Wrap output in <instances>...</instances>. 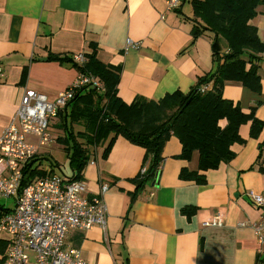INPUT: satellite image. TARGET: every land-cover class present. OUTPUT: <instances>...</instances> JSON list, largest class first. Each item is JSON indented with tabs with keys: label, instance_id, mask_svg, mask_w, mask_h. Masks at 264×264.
<instances>
[{
	"label": "crops",
	"instance_id": "obj_1",
	"mask_svg": "<svg viewBox=\"0 0 264 264\" xmlns=\"http://www.w3.org/2000/svg\"><path fill=\"white\" fill-rule=\"evenodd\" d=\"M249 23L264 42V4ZM201 25L191 0H183L178 10H168L165 0H0V132L26 88L55 100L71 85L78 75L72 56L79 52L120 69L117 95L127 104L188 92L217 65L213 34ZM128 39L137 47L126 49ZM218 43L223 52L226 43L221 38ZM255 62L258 91L235 80L222 88L224 98L259 122L241 123L228 161L202 170L198 152L182 156L181 142L171 135L156 176L138 185L143 147L121 134L107 152V142L91 146L81 179L89 194L108 185L107 227L71 228L65 246L79 250L89 264H264V246L249 227L264 213L245 194L264 192V61ZM62 108L71 112L70 105ZM49 130L53 141L39 149L32 167L71 177L76 171L61 141L67 133L60 116L51 119ZM26 141L36 144L38 138L27 135ZM0 200V216L15 206L14 197ZM216 216L221 226L205 224ZM7 246L3 235L0 264ZM28 264H36L33 254Z\"/></svg>",
	"mask_w": 264,
	"mask_h": 264
},
{
	"label": "trees",
	"instance_id": "obj_2",
	"mask_svg": "<svg viewBox=\"0 0 264 264\" xmlns=\"http://www.w3.org/2000/svg\"><path fill=\"white\" fill-rule=\"evenodd\" d=\"M191 2L201 27L213 34L212 55L217 65L214 71L200 76L188 92L176 90L158 101L138 98L127 104L117 95L118 67L103 64L87 53L83 64L74 63L78 72L95 78L100 86L77 89L64 106L70 105L71 112H63V108L57 112L67 133L61 141L69 152V165L76 171L72 178L81 179L91 146L107 142L104 149L107 152L118 134L145 149L146 172L139 173L136 179L140 185L159 171L163 145L169 136L174 135L181 142L182 156L187 158L196 150L199 168L206 170L232 157L231 145L240 140L241 123L252 119L253 126L258 125L252 113H244L238 104L223 97L222 88L228 80L239 81L253 91L260 88L255 61H262L261 54L257 57L256 53L264 52V42L249 21L264 0ZM220 38L226 43L223 52L219 51ZM244 52H250L249 60L242 58ZM248 62L251 64L246 68ZM207 83L209 88L200 93V86ZM72 123L82 129L74 131ZM35 156L25 164L23 184L35 180L37 175L45 176L32 167Z\"/></svg>",
	"mask_w": 264,
	"mask_h": 264
},
{
	"label": "built area",
	"instance_id": "obj_3",
	"mask_svg": "<svg viewBox=\"0 0 264 264\" xmlns=\"http://www.w3.org/2000/svg\"><path fill=\"white\" fill-rule=\"evenodd\" d=\"M165 1L168 10H178L183 0ZM137 45L128 39L125 48ZM72 59L81 65L85 54L75 53ZM261 59L264 61V52ZM0 76H3L1 69ZM86 85L100 86L95 78L78 72L71 85L59 92L55 100L26 88L9 123L0 132V198H15L14 208L0 216V237L8 238L1 264H28L31 254L36 264H89L79 250L65 246L66 234L71 228L98 226L106 230L108 211L103 195L108 185H101L98 193L89 194L83 179L56 173L23 184L25 164L41 147L53 141L49 130L51 119L77 89ZM209 85H201L199 92L204 93ZM27 135L37 136L38 142H27ZM145 172L146 166H143L140 174ZM245 194L248 201L264 213V192L249 190ZM205 224L222 225L219 216ZM249 227L258 245L264 246V214L249 223Z\"/></svg>",
	"mask_w": 264,
	"mask_h": 264
},
{
	"label": "rangeland",
	"instance_id": "obj_4",
	"mask_svg": "<svg viewBox=\"0 0 264 264\" xmlns=\"http://www.w3.org/2000/svg\"><path fill=\"white\" fill-rule=\"evenodd\" d=\"M57 154V153H56ZM68 177H70V176H68ZM2 200H0V202H1ZM11 204V202L9 201V205Z\"/></svg>",
	"mask_w": 264,
	"mask_h": 264
}]
</instances>
